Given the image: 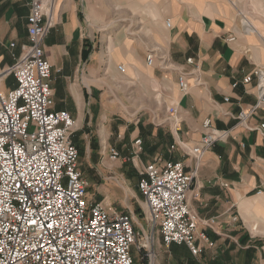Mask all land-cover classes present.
I'll use <instances>...</instances> for the list:
<instances>
[{
	"label": "crops",
	"instance_id": "obj_1",
	"mask_svg": "<svg viewBox=\"0 0 264 264\" xmlns=\"http://www.w3.org/2000/svg\"><path fill=\"white\" fill-rule=\"evenodd\" d=\"M54 9L55 26L43 42L51 109L76 121L72 141L94 177H86L92 199L134 222L136 203L146 208L140 168L161 157L192 170L184 150L200 144L202 121L211 117L231 133L203 154L188 203L214 245L194 257L184 245L164 248L159 238L157 247L169 253L162 264H264V135L234 118L257 100L256 82L241 80L264 65V0H54ZM28 13V0H0V67L14 64L28 44ZM184 70L201 83L188 75L183 94L177 73ZM12 86V78L3 83ZM171 104L174 118L166 112ZM262 122L264 105L248 120Z\"/></svg>",
	"mask_w": 264,
	"mask_h": 264
},
{
	"label": "built area",
	"instance_id": "obj_2",
	"mask_svg": "<svg viewBox=\"0 0 264 264\" xmlns=\"http://www.w3.org/2000/svg\"><path fill=\"white\" fill-rule=\"evenodd\" d=\"M28 10V44L14 64L0 67V264H134L137 235L131 214L88 197V181L72 141L76 121L66 110L51 109L52 70L43 42L55 26L54 0H28ZM170 24L167 19L166 26ZM154 59V52H148L147 65L152 66ZM189 73H177L183 94L189 88L188 75L193 74L196 85L201 83L197 72ZM7 78L13 79V86L5 90ZM253 80L257 100L240 108L234 118L236 125L264 135V122L248 123L264 105V65L241 81L245 85ZM166 112L174 118L177 106L169 105ZM201 127L200 144L184 150L194 159L192 170L185 172L181 161L156 157L138 171L137 189L149 227L143 244L146 264L156 262L154 230L164 248L184 245L194 257L214 245L204 231H198L201 220L188 196L203 154L216 142L226 141L231 130L215 128L211 117L203 119ZM140 142L133 143V160ZM108 157H119L115 147L109 148Z\"/></svg>",
	"mask_w": 264,
	"mask_h": 264
},
{
	"label": "rangeland",
	"instance_id": "obj_3",
	"mask_svg": "<svg viewBox=\"0 0 264 264\" xmlns=\"http://www.w3.org/2000/svg\"><path fill=\"white\" fill-rule=\"evenodd\" d=\"M75 131L72 133V136L74 135ZM78 162L80 165V169L84 175V177H87L89 182L92 181L94 177L90 175L89 169H88V161L84 159L82 156V153L79 149V157ZM90 184V183H89ZM93 186L90 184V186L87 187L88 197L92 198L93 194L95 193L93 190ZM142 201V200H141ZM136 210H135V216H134V229L137 235V241L132 247V253H133V259L134 264H146L147 259V249L143 246L145 241V235H148V222L145 220V209L143 206H140L142 204L136 203ZM133 206V205H132ZM153 236L155 237L154 242V252L156 254V262L155 264H162L165 263L168 259L169 253L166 249L163 247H157L156 241L160 238L157 230L153 231ZM190 252V251H189ZM193 256V255H192Z\"/></svg>",
	"mask_w": 264,
	"mask_h": 264
}]
</instances>
